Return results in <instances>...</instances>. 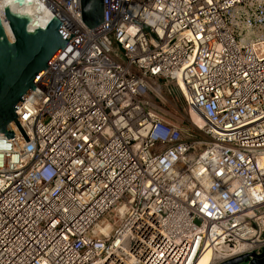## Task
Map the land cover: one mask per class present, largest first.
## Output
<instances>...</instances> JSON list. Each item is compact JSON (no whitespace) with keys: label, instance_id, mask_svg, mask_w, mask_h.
<instances>
[{"label":"built area","instance_id":"1","mask_svg":"<svg viewBox=\"0 0 264 264\" xmlns=\"http://www.w3.org/2000/svg\"><path fill=\"white\" fill-rule=\"evenodd\" d=\"M38 1L73 36L0 135V264L264 253V0Z\"/></svg>","mask_w":264,"mask_h":264},{"label":"water","instance_id":"2","mask_svg":"<svg viewBox=\"0 0 264 264\" xmlns=\"http://www.w3.org/2000/svg\"><path fill=\"white\" fill-rule=\"evenodd\" d=\"M7 37L0 19V135L14 136L9 123L16 107L34 89V82L73 34L38 0H5ZM81 20L89 27L103 21L102 0H80ZM239 256L221 264H238ZM248 264H264V253Z\"/></svg>","mask_w":264,"mask_h":264},{"label":"bare ground","instance_id":"3","mask_svg":"<svg viewBox=\"0 0 264 264\" xmlns=\"http://www.w3.org/2000/svg\"><path fill=\"white\" fill-rule=\"evenodd\" d=\"M0 1H2V0H0ZM3 4H4V2H3ZM3 15H4V5H2V7L0 9V19H1V22L3 23L4 28H6V30H7L8 29V26H7L8 24H7V21L5 20V18L3 17ZM193 119H194L196 124H198L199 126H202L203 120L201 118H199L197 116H194ZM211 256H212V253H211L210 249L209 250H205L204 252H202L200 254V256L198 257V259L196 260V262L194 264H210Z\"/></svg>","mask_w":264,"mask_h":264},{"label":"rangeland","instance_id":"4","mask_svg":"<svg viewBox=\"0 0 264 264\" xmlns=\"http://www.w3.org/2000/svg\"><path fill=\"white\" fill-rule=\"evenodd\" d=\"M238 264H245V261H242V262H240V263H238Z\"/></svg>","mask_w":264,"mask_h":264}]
</instances>
